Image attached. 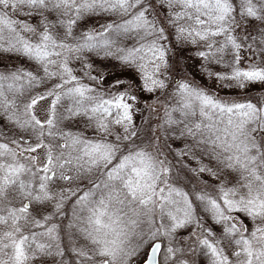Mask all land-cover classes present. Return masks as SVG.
Returning a JSON list of instances; mask_svg holds the SVG:
<instances>
[{"label":"snow or ice","instance_id":"obj_1","mask_svg":"<svg viewBox=\"0 0 264 264\" xmlns=\"http://www.w3.org/2000/svg\"><path fill=\"white\" fill-rule=\"evenodd\" d=\"M0 264H264V0H0Z\"/></svg>","mask_w":264,"mask_h":264}]
</instances>
